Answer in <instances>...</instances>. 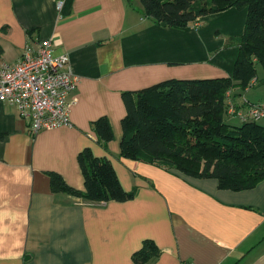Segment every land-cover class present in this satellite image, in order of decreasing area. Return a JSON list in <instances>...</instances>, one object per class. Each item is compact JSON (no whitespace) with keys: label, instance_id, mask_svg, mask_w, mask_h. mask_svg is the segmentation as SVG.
<instances>
[{"label":"crops","instance_id":"obj_1","mask_svg":"<svg viewBox=\"0 0 264 264\" xmlns=\"http://www.w3.org/2000/svg\"><path fill=\"white\" fill-rule=\"evenodd\" d=\"M57 1L0 0V65L49 39L79 78L70 125L34 136L28 120L0 102V264H135L145 240L159 249L146 264H264V180L220 189L215 179L119 155L122 92L171 78L230 76L238 46H226L242 34L246 9L168 27L145 16L140 0H63L59 8ZM257 84L229 91L238 111L264 101L242 93ZM100 116L114 134L107 148L91 129ZM85 147L111 160L122 187L136 188L133 198L92 203L52 192L49 171L84 188L77 155Z\"/></svg>","mask_w":264,"mask_h":264},{"label":"trees","instance_id":"obj_2","mask_svg":"<svg viewBox=\"0 0 264 264\" xmlns=\"http://www.w3.org/2000/svg\"><path fill=\"white\" fill-rule=\"evenodd\" d=\"M143 14L156 23L185 27L198 17L231 7L245 8L242 34L227 45H237L232 74L227 77L166 79L136 90L122 92L125 115L120 157L140 160L166 171L196 178H212L218 188L244 190L264 180V125L260 120L242 119L228 112L233 100L229 91L253 85L255 63L264 69V0H140ZM2 49L0 47V56ZM237 104L234 103L236 108ZM236 110H238L236 108ZM238 117L236 123L224 116ZM264 118V117H263ZM98 143L107 148L114 134L109 119L91 122ZM77 160L84 188L66 183L49 171L54 193H66L92 203L126 201L136 188L125 190L107 156H96L89 147L78 152ZM159 254L152 240L132 254L135 264H146Z\"/></svg>","mask_w":264,"mask_h":264},{"label":"built area","instance_id":"obj_3","mask_svg":"<svg viewBox=\"0 0 264 264\" xmlns=\"http://www.w3.org/2000/svg\"><path fill=\"white\" fill-rule=\"evenodd\" d=\"M62 3L58 0L57 7ZM52 52V41L44 39L34 53H25L14 64L0 65V102L14 106L28 120L32 136L41 130L70 125L69 109L75 102L72 93L79 78L73 74L67 54ZM228 112L244 120H259L264 117V101L249 104L245 113L229 102Z\"/></svg>","mask_w":264,"mask_h":264},{"label":"rangeland","instance_id":"obj_4","mask_svg":"<svg viewBox=\"0 0 264 264\" xmlns=\"http://www.w3.org/2000/svg\"><path fill=\"white\" fill-rule=\"evenodd\" d=\"M226 47H229V45H227ZM255 68H256V77L258 79V84L252 88H249L248 91L242 92L245 93L246 97L249 98L250 100H257L264 98V69L260 63H255ZM224 119L231 123L238 122L228 115H225ZM260 123L264 124V119L261 118Z\"/></svg>","mask_w":264,"mask_h":264},{"label":"water","instance_id":"obj_5","mask_svg":"<svg viewBox=\"0 0 264 264\" xmlns=\"http://www.w3.org/2000/svg\"><path fill=\"white\" fill-rule=\"evenodd\" d=\"M161 25L165 26V23H161Z\"/></svg>","mask_w":264,"mask_h":264}]
</instances>
